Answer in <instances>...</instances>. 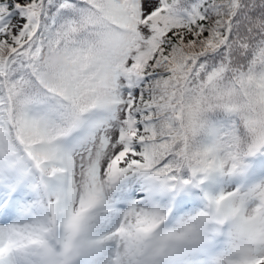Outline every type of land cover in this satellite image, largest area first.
I'll list each match as a JSON object with an SVG mask.
<instances>
[{
    "label": "snow or ice",
    "instance_id": "snow-or-ice-1",
    "mask_svg": "<svg viewBox=\"0 0 264 264\" xmlns=\"http://www.w3.org/2000/svg\"><path fill=\"white\" fill-rule=\"evenodd\" d=\"M0 264H264V0H0Z\"/></svg>",
    "mask_w": 264,
    "mask_h": 264
}]
</instances>
